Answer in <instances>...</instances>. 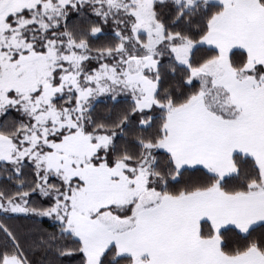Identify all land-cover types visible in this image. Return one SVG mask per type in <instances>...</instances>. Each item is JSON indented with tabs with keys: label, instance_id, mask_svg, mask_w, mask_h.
Segmentation results:
<instances>
[{
	"label": "snow or ice",
	"instance_id": "1",
	"mask_svg": "<svg viewBox=\"0 0 264 264\" xmlns=\"http://www.w3.org/2000/svg\"><path fill=\"white\" fill-rule=\"evenodd\" d=\"M0 264H264V0H0Z\"/></svg>",
	"mask_w": 264,
	"mask_h": 264
}]
</instances>
